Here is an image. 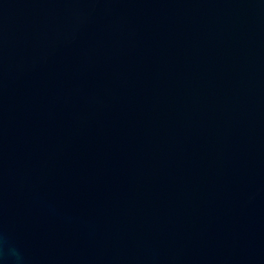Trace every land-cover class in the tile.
Instances as JSON below:
<instances>
[{
  "label": "water",
  "instance_id": "obj_1",
  "mask_svg": "<svg viewBox=\"0 0 264 264\" xmlns=\"http://www.w3.org/2000/svg\"><path fill=\"white\" fill-rule=\"evenodd\" d=\"M0 264H264V0H0Z\"/></svg>",
  "mask_w": 264,
  "mask_h": 264
}]
</instances>
